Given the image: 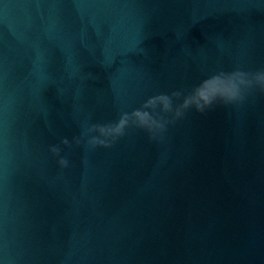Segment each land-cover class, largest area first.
I'll return each mask as SVG.
<instances>
[{
  "label": "water",
  "instance_id": "95a60500",
  "mask_svg": "<svg viewBox=\"0 0 264 264\" xmlns=\"http://www.w3.org/2000/svg\"><path fill=\"white\" fill-rule=\"evenodd\" d=\"M261 73L264 0H0V264H264Z\"/></svg>",
  "mask_w": 264,
  "mask_h": 264
},
{
  "label": "clouds",
  "instance_id": "9594fccd",
  "mask_svg": "<svg viewBox=\"0 0 264 264\" xmlns=\"http://www.w3.org/2000/svg\"><path fill=\"white\" fill-rule=\"evenodd\" d=\"M257 81L261 84L262 87H264V73L259 74L256 77ZM238 98V93H234L230 96H226L224 97V101L225 102H231L233 100H236ZM208 104L212 103V100H208L207 101ZM128 124V119L127 116H122V118L117 122L116 125L112 126V127H104V126H98V125H92L91 127H89L87 129L88 132H98L100 136H109V135H120L123 133L124 128L127 126ZM64 144H68L69 141L65 138L62 141ZM77 142H79L77 140ZM91 143H99V144H105V146H107L105 140L102 139H98V137L93 136L91 139ZM55 150V149H54ZM61 163H66V161L61 160Z\"/></svg>",
  "mask_w": 264,
  "mask_h": 264
}]
</instances>
